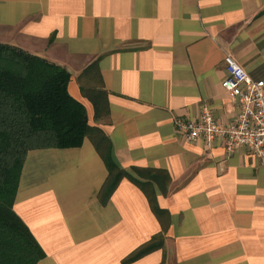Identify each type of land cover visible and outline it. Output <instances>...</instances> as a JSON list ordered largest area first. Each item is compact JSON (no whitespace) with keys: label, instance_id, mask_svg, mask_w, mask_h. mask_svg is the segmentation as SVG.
<instances>
[{"label":"crops","instance_id":"1","mask_svg":"<svg viewBox=\"0 0 264 264\" xmlns=\"http://www.w3.org/2000/svg\"><path fill=\"white\" fill-rule=\"evenodd\" d=\"M0 44L64 68L95 129L26 154L13 211L37 264H264V162L173 124L235 120L226 55L264 81V0H0Z\"/></svg>","mask_w":264,"mask_h":264},{"label":"trees","instance_id":"2","mask_svg":"<svg viewBox=\"0 0 264 264\" xmlns=\"http://www.w3.org/2000/svg\"><path fill=\"white\" fill-rule=\"evenodd\" d=\"M69 81L64 68L0 44V264H37L44 257L13 211L26 154L78 147L95 130L83 105L70 96ZM91 100L97 114L98 104ZM102 158L110 174L126 176L112 162L109 149Z\"/></svg>","mask_w":264,"mask_h":264},{"label":"built area","instance_id":"3","mask_svg":"<svg viewBox=\"0 0 264 264\" xmlns=\"http://www.w3.org/2000/svg\"><path fill=\"white\" fill-rule=\"evenodd\" d=\"M224 70L221 87L236 104L235 120L219 123L210 108L203 106L198 121L175 118L176 131L188 144L202 143L210 150L220 141L227 156L245 149L264 162V81L252 80L231 55L224 57Z\"/></svg>","mask_w":264,"mask_h":264}]
</instances>
